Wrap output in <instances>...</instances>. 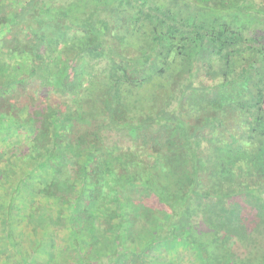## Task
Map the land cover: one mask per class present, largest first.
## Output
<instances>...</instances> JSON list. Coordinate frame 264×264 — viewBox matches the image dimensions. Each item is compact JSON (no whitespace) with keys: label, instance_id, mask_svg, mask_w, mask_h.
I'll return each mask as SVG.
<instances>
[{"label":"trees","instance_id":"obj_1","mask_svg":"<svg viewBox=\"0 0 264 264\" xmlns=\"http://www.w3.org/2000/svg\"><path fill=\"white\" fill-rule=\"evenodd\" d=\"M39 199L46 264H264V0H0L3 226Z\"/></svg>","mask_w":264,"mask_h":264},{"label":"rangeland","instance_id":"obj_2","mask_svg":"<svg viewBox=\"0 0 264 264\" xmlns=\"http://www.w3.org/2000/svg\"><path fill=\"white\" fill-rule=\"evenodd\" d=\"M115 39L119 40V38ZM25 167L26 165L23 168ZM18 206L19 207L15 209L13 219L11 220H16V222H13V227H10L8 224L3 226V222H1L2 214H0V264H46L48 256L43 257L38 254V247H36L35 242L38 241L43 232H46L49 236H51L55 227L54 225L64 219V216H62L61 213L66 215L67 211L65 212L61 210V208L63 209L64 207L61 206L60 203H55L52 200L50 202H46L45 200L42 201V199H39L35 205H27L26 207L24 204L18 203ZM37 208H41V211H46L49 217L47 219H43V213L40 212V210L37 211ZM31 210L35 212V214L39 215L41 219L26 215V213L31 214ZM58 219H60V221ZM43 220H47L49 225L41 224ZM32 221H34V224H31ZM63 225L66 224L64 223ZM62 226L58 224L55 228L60 229ZM59 237L61 242L63 236L59 235ZM59 240L58 244H61L59 243ZM149 264L202 263L199 262L196 252L193 249L180 247L173 250V252L171 251L170 253L166 252V254H162L161 257H157L153 261H150Z\"/></svg>","mask_w":264,"mask_h":264}]
</instances>
